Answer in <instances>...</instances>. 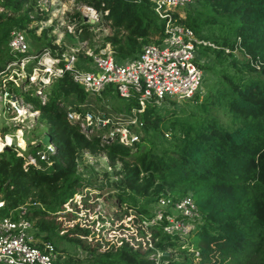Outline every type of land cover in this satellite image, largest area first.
Masks as SVG:
<instances>
[{"label": "trees", "instance_id": "trees-1", "mask_svg": "<svg viewBox=\"0 0 264 264\" xmlns=\"http://www.w3.org/2000/svg\"><path fill=\"white\" fill-rule=\"evenodd\" d=\"M74 2L91 5L100 18L89 22L78 8L73 10L80 39L89 38L94 26L106 23L111 31L104 39L115 58L132 57L144 44L158 42L162 35L165 18L158 16L150 0ZM194 2L199 10L192 13L188 8ZM170 15L175 22L189 26L195 36L213 44H198L197 50L201 67L207 68L203 78L216 76L217 80L207 83L209 89L199 101V113L181 114L174 108L157 110L166 101H195L199 92L178 103L171 99L160 105L146 102L141 110L135 109V98L124 100V108L134 110L129 117L134 118L135 124L129 128L137 138L130 142L120 140L117 132L107 134L108 124L84 127L66 115L68 110L83 115L89 110L91 98L99 106L102 101L121 113L119 107L108 106L103 100L118 96L111 84L99 94H91L66 70L22 90L13 83L14 76L4 77L8 89L37 110L25 130L35 140L34 144H27L28 151L42 146L43 132L49 135L47 142H52L54 149L48 155L50 162L39 160L38 165L23 162L11 146L0 150V198L4 200L0 213L24 204L25 216L31 220L30 213L56 215L54 211L62 210L75 194L82 196L84 202L87 196L82 189L92 184L77 171L78 158L83 151L101 152L115 169L117 177L112 182L117 199L132 207L140 222H146L152 239V248L142 251L123 238L119 244L102 249L97 241L90 245L83 242L90 239H85L90 229L79 222L62 230L59 222L35 218L32 222L36 243L51 242L60 264H264V0H193L183 16L175 11H170ZM46 17L47 10L39 0H0L1 77L7 75L6 62L18 61L26 53L7 51L11 28L37 39L40 37L34 33L35 26L28 27V23ZM212 27L217 32L210 31ZM46 29H42L45 41L32 50L36 57L27 60L25 68L33 66L43 47L63 51V46L52 43L45 35ZM75 54L76 66L87 68L90 57L80 48ZM1 112L3 136L17 125L6 123L10 114L7 110ZM187 194L199 216L185 238L166 233L162 229L164 218L149 223L153 216V211L148 212L151 203L159 197L178 200ZM53 233L78 243L86 250L85 260L68 253L62 255V249L51 240ZM154 249L167 253L155 260L149 255Z\"/></svg>", "mask_w": 264, "mask_h": 264}, {"label": "built area", "instance_id": "built-area-1", "mask_svg": "<svg viewBox=\"0 0 264 264\" xmlns=\"http://www.w3.org/2000/svg\"><path fill=\"white\" fill-rule=\"evenodd\" d=\"M150 1L153 3V9L158 16L165 18L162 35L158 42L146 43L134 56L124 59L115 58L109 48L87 51L85 54L90 57L87 68L76 66L75 51L67 55H55L53 58L57 62L55 75L67 70L72 80L79 83L85 91L91 94H99L105 85L111 84L119 97L124 99L135 98L138 104L135 107L136 110H141L146 102L160 105L166 99L178 101L199 92L203 71L201 67L202 58L199 56L197 45L213 44L195 36L189 26L175 22V18L170 15V11L184 10V7L192 3L193 0ZM81 6L85 8L81 11L86 14L82 13V16L90 18V20L97 18V11L91 5L84 3ZM178 7L183 8L178 9ZM178 16L180 15L178 14ZM27 49L23 32L19 29L11 30L7 40V51L15 54L17 52L24 53ZM47 52L48 50L43 49L37 56L35 63H38L41 57L46 56ZM35 57L36 54L27 53L21 56L18 61L6 62L4 65L6 72L12 68L11 65L25 64L26 60ZM24 59H26L25 62ZM60 62L61 64H59ZM44 72L45 69H43ZM40 80L41 82L44 81L43 79ZM29 105L19 95L10 91L1 78L0 108L9 112L8 118L13 113V117L17 121L34 120L37 110L32 109ZM3 107L5 108L3 109ZM131 110L133 111V109ZM66 115L75 120L83 117L87 122L93 121L98 125L108 123V116L104 112L94 119L91 118L92 112L89 111L82 115L73 110H68ZM110 127L114 128L113 125ZM112 129L110 128L108 133L111 134ZM119 138L123 141L120 135ZM136 138V135L132 133L126 139L130 142ZM7 143H10V140ZM30 143L34 144L35 140L33 139V143L31 141ZM53 149V143L46 142L33 151L24 150L19 155H21L23 162L38 165L39 160L50 162L48 155ZM75 196L80 197L79 194H75ZM156 204L158 208L153 211L149 223L164 218L162 229L166 233L176 234L180 238H185L195 227V218H198L199 214L190 195H184L178 200L159 197ZM3 206L4 200L0 198V208ZM26 210L27 207L20 204L14 208H7L6 212L0 215V264H60L56 260L51 242L36 243L33 237L34 225L25 216ZM141 222L146 223L145 221ZM145 230L147 229H144L146 233ZM146 236L150 237L149 232ZM121 238L116 240V244L121 242ZM130 245L133 246V244ZM148 247L152 248V244H148ZM193 252L197 254L196 250ZM161 253L164 252L154 249L150 256L157 260Z\"/></svg>", "mask_w": 264, "mask_h": 264}, {"label": "rangeland", "instance_id": "rangeland-1", "mask_svg": "<svg viewBox=\"0 0 264 264\" xmlns=\"http://www.w3.org/2000/svg\"><path fill=\"white\" fill-rule=\"evenodd\" d=\"M39 2L43 5V8L47 10V17L39 21L31 20L28 23V27L35 26L34 33L39 35L40 38L34 39L23 31V35L28 46L27 51H25L26 53H24H33L32 50H34V48L42 46V40L45 41V38L42 36L43 28H47L45 35L51 38V42L57 46H63L64 49L63 51H58L57 48H51L49 46L43 47V49L48 50L46 56L41 57L38 63L34 62L33 66L29 68H25L24 64L11 65L12 68L8 69L7 75L0 78L4 80V77L11 78L14 76L13 83L22 90H26L32 86H38L40 79L46 81L47 77L54 78L57 76L55 75V66L57 65V62L55 59H53L55 56L54 54L56 53H59V56H62V54L67 55L76 51L78 48H80L82 53H86L87 51H94L93 48L99 47L101 44H103V46L99 47L96 51H98L100 48L110 49L109 43L106 42V39H104V36L109 35L111 31L106 23L100 27L94 26L91 30L89 38L80 39L78 32L75 31V19L72 17V13L75 8H78L82 14L83 12L81 10H85V8L82 7L81 4L84 3H76L74 0H39ZM181 8L183 7H178V9ZM185 8L186 6L184 7V10H178L177 13L180 16H183ZM188 9H190L192 13H195L199 10V6L196 4V2H194L193 5ZM83 14L86 15L85 13ZM84 19L88 20L89 22H97L100 20L98 12L96 19L90 20V18L87 17ZM12 29L14 30L16 28L13 27L11 30ZM210 31L217 32V28L212 27ZM34 43L38 44L35 45ZM50 48L53 49V52ZM25 60L26 59H24V62ZM207 61L210 62L211 59H208ZM216 62L217 64L220 63V61ZM43 69H45V71L46 69L48 70L47 77H43ZM202 71L203 75L207 76V68L202 67ZM210 77H204L201 81V87L197 96V100H187L182 102L180 100L183 99L178 101L171 99L175 100L177 103L179 101L181 103L172 104L166 101L157 110L162 112L164 108L169 110L174 108L181 114H185L188 111L199 113V101L202 100L203 96L207 94V90L209 89V85H207V83L210 84L214 80H217L216 76L213 78ZM207 78H209V81H207ZM15 94L18 95V93ZM105 99L106 98L103 100L107 105L109 103L119 107L121 113H118L116 110L115 112L114 109H111L112 107H107L102 101V106H99V103L91 98L90 102L88 103V111L92 112L91 118L94 119L95 117H99L101 113L105 112V114L108 116V123L105 122V124H108V131L106 133L110 134L108 133L110 128L112 129L110 125H113L114 128L112 130H117L116 132L121 136V139H123L124 142H127L128 139L126 138L132 135L129 126L135 124V122H133L134 118L129 117L133 115L134 110H126L124 108V100L126 99L122 97L112 95L108 97L109 101ZM4 108L5 107H3V109ZM1 110L2 109L0 108V117H2ZM10 112L12 113V111ZM166 114L169 115L170 113L166 112ZM6 122H12L9 124H16L17 126L3 136L0 134V148H2V146H11L18 154L23 153L24 150L28 151L27 144L30 143V141L33 143V139H30L27 136L25 130L31 126L33 120H29L28 122L17 121L15 117H13L12 113L11 117L6 118ZM78 122L84 127L95 125L93 121L87 122L83 117L79 118ZM168 135H165V137L168 138ZM6 136L8 137V141ZM9 140L10 143H7ZM110 165L111 164L103 153L83 151L81 156L78 158L77 171L84 178L90 180L92 184L82 189V193L87 196L84 201L85 203L82 201V196L76 197L73 195L70 201H67L63 204L62 210L54 211L57 212L56 215L51 214L38 216L30 213V215H32L31 221H34L35 218H41L44 221L51 222L50 220H52L54 222H59L60 229L62 228V230L65 227L71 226L74 222H79L80 226L90 229V234L87 238H85L90 239L83 242L90 245L97 241L103 246L102 249L108 248L111 244L117 245L116 240L121 237H123L124 240H127V242L130 244H133L134 247H140L141 251L148 249V244H152L151 237L146 236L149 230H145V234L139 230V228H141L144 232V229H146V223L140 222L138 214L132 211V207H128L117 199V189L115 184L112 182V180L116 178L117 175L114 173L115 169L113 166ZM136 200V203L139 204L140 199L137 198ZM149 208L150 209H148V212H152L158 207L156 203H151ZM72 216H74V218H72ZM62 230H60L58 234L61 233ZM51 240L58 249H62V255L68 253L80 258L81 261L85 260L87 255L86 250H84L78 243L69 240L66 237H62L61 235H57L56 233L51 235ZM165 252L167 253V251ZM151 253L152 251L149 253V255Z\"/></svg>", "mask_w": 264, "mask_h": 264}, {"label": "water", "instance_id": "water-1", "mask_svg": "<svg viewBox=\"0 0 264 264\" xmlns=\"http://www.w3.org/2000/svg\"><path fill=\"white\" fill-rule=\"evenodd\" d=\"M84 18H85V16H83V19ZM40 82H41V80H39V83ZM47 140H49V135L46 132H43L42 135H41V138H40V142L44 144V143L47 142ZM5 148H8V146H2L1 149H5ZM164 253H166V252H164Z\"/></svg>", "mask_w": 264, "mask_h": 264}, {"label": "bare ground", "instance_id": "bare-ground-1", "mask_svg": "<svg viewBox=\"0 0 264 264\" xmlns=\"http://www.w3.org/2000/svg\"><path fill=\"white\" fill-rule=\"evenodd\" d=\"M47 72H48V70L46 69V71H45L44 74H43V77L47 76ZM6 139H7V141H8V137H7ZM0 147H1V142H0ZM0 150H1V148H0Z\"/></svg>", "mask_w": 264, "mask_h": 264}]
</instances>
